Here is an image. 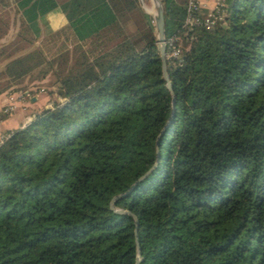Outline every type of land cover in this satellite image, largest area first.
Returning a JSON list of instances; mask_svg holds the SVG:
<instances>
[{"label": "trees", "instance_id": "obj_1", "mask_svg": "<svg viewBox=\"0 0 264 264\" xmlns=\"http://www.w3.org/2000/svg\"><path fill=\"white\" fill-rule=\"evenodd\" d=\"M159 1L170 91L137 0H5L0 94L50 75L62 100L3 132L0 264H134L132 215L138 264H264V0L209 30Z\"/></svg>", "mask_w": 264, "mask_h": 264}, {"label": "rangeland", "instance_id": "obj_2", "mask_svg": "<svg viewBox=\"0 0 264 264\" xmlns=\"http://www.w3.org/2000/svg\"><path fill=\"white\" fill-rule=\"evenodd\" d=\"M137 2H138V0H137ZM6 3L7 2H5V0H0V17H6V15H7L9 18V20H7V23H8L7 27L8 28L6 30V33L2 38H0V48H1L2 44H6L9 41H13L15 39V35L17 32V24L18 23L13 22L12 11H9V8H8ZM138 6L143 13H145L144 10H148L150 8L147 0H140V2H138ZM148 16H150V15H148ZM125 20H126L125 21V28H126L127 34L130 36H134V38H135V30L137 28L138 23H140V17L138 16V13L136 11L129 13L127 15V17H125ZM60 24H61L60 19H58L55 16H49L48 18H46V20H44L38 24L39 36H38L37 40L44 37L49 30L50 31L57 30ZM19 44L21 45V51L22 52L31 48V46H28L23 42L19 43ZM2 64H3V62L0 61V68L2 67ZM52 81H53V77L50 75L46 76L44 79H41V80L29 79L26 77L21 84V85H23L22 88H21V86L15 85V86H12L9 90L5 91L7 93L6 94V96H7V102L6 103L9 102V96H11V95L14 96L15 93L23 90V91H27V94L24 95V98H23L24 102L26 103V107H28V108L30 107L29 101L32 97H34V101H35L36 97L39 100L38 104L35 105L36 108L35 109H29L27 111L28 113L31 111H33L32 113H34L35 111L39 110L41 107H51L55 101H61L62 100V98L59 97L58 94L56 93V86L53 84ZM15 103H16V101H15ZM14 109H15V107H14ZM19 120L21 121V119H19Z\"/></svg>", "mask_w": 264, "mask_h": 264}, {"label": "built area", "instance_id": "obj_3", "mask_svg": "<svg viewBox=\"0 0 264 264\" xmlns=\"http://www.w3.org/2000/svg\"><path fill=\"white\" fill-rule=\"evenodd\" d=\"M226 0H211V9L206 13L201 12L202 5L199 0H186L185 4V18L183 25L187 27L200 26L205 30H209L216 22L222 20L224 16ZM174 38H168L166 44L169 47L168 56L176 57L178 55V48L174 44ZM165 43V40H164ZM27 91H18L9 96V102L0 106V115L9 114L15 107V101L23 99ZM0 136V140L2 139Z\"/></svg>", "mask_w": 264, "mask_h": 264}, {"label": "water", "instance_id": "obj_4", "mask_svg": "<svg viewBox=\"0 0 264 264\" xmlns=\"http://www.w3.org/2000/svg\"><path fill=\"white\" fill-rule=\"evenodd\" d=\"M147 1L149 3V6H150V8H149L150 11L144 10V12L146 14L150 15V18L152 20V24L154 27V33H155L156 46H157V49L159 52V58H160L161 75L165 81L166 88L170 91V82L168 80V76H167L166 69H165L166 55H165V43H164V21H163L161 3L159 0H147ZM138 2H140V0H138ZM171 99H172V96H171ZM33 100H34V97H32L30 99V101H33ZM156 155H157V152H156ZM156 160H157V158L155 157L154 164L156 163ZM148 171L144 172L139 178L146 175ZM120 195H122V194H116L110 199V201H109L110 207L112 205V200L114 198L120 196ZM116 211L127 213V211L122 210V209H118ZM132 218H133V224H134V229H133L134 244H135V249H136L134 264H138V261L140 260V253H139V248H138V244H137V240H136L137 223H136V219L133 215H132Z\"/></svg>", "mask_w": 264, "mask_h": 264}, {"label": "crops", "instance_id": "obj_5", "mask_svg": "<svg viewBox=\"0 0 264 264\" xmlns=\"http://www.w3.org/2000/svg\"><path fill=\"white\" fill-rule=\"evenodd\" d=\"M199 3L202 5L201 7L202 13H206L208 12V10L211 9V6H212L211 0H199ZM49 16H55L58 19H60L61 24L59 25L58 28H60L61 26L65 24V19L58 9L45 15L44 20H46V18H48ZM6 94H7L6 92L0 94V106L3 104H6L7 102ZM29 102H30V107L28 108L26 107V103L24 102V99L17 100L15 103V109L11 113L6 114V115H0V136L3 135V132L5 130H10V129L22 126L24 123H26L31 118L33 111L29 113L27 111L29 109H35L36 108L35 105L38 104L39 100L36 97L35 101L33 100ZM19 119H21V121Z\"/></svg>", "mask_w": 264, "mask_h": 264}, {"label": "bare ground", "instance_id": "obj_6", "mask_svg": "<svg viewBox=\"0 0 264 264\" xmlns=\"http://www.w3.org/2000/svg\"><path fill=\"white\" fill-rule=\"evenodd\" d=\"M147 11H150V9H148Z\"/></svg>", "mask_w": 264, "mask_h": 264}]
</instances>
